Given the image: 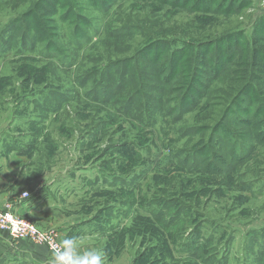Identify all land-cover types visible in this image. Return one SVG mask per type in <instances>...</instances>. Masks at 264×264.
<instances>
[{
    "label": "rangeland",
    "instance_id": "1",
    "mask_svg": "<svg viewBox=\"0 0 264 264\" xmlns=\"http://www.w3.org/2000/svg\"><path fill=\"white\" fill-rule=\"evenodd\" d=\"M38 1L0 0V137L9 131L18 138L16 152L25 154L24 181L40 184L46 176L62 173L109 176L105 182L89 180L96 189L105 183L110 186L104 189L106 194L96 196L97 201L131 209L130 213L135 207L154 202L151 208L163 211L162 221L167 224L161 223L160 229L167 232L147 225L142 230L129 228L147 240L142 247L162 263L264 264V147L258 148L255 160L231 165L222 174L181 167L176 154L201 146L198 137L181 138V128L197 125L195 113L179 123L154 113L149 125L134 116H123L117 107L83 98L98 80L95 73L110 62L132 58L150 41L136 32L117 47L116 42L107 40L106 27H140L141 21H155L166 10H156L148 0H118L109 13L103 14L93 8L94 0H81L73 15L84 19L75 25L62 23L65 15L58 11L56 0L48 2L44 9L51 8L50 14L57 12L52 18L55 24L49 23L50 35L58 34L53 45L67 49V55L73 54L74 64L69 67V61L65 62L68 65L59 64L62 57L56 50L46 49L50 42L45 41L44 34H29L30 38L44 39L33 52L32 41L21 48V36L26 32L24 16ZM245 1L248 6L240 15L211 19L203 30L193 24L198 17L185 13L163 20L160 30L174 26L179 37L195 31L199 40L241 32L252 43L260 38L255 24L264 17V0ZM37 21L28 20L31 27L39 29ZM79 24L83 34L73 35ZM79 81H90L85 91L76 85ZM67 90L72 99L56 112L53 93ZM112 178L122 181L111 184ZM80 184L90 187L87 181ZM190 255H195L193 263ZM3 257L0 255V264L13 263Z\"/></svg>",
    "mask_w": 264,
    "mask_h": 264
},
{
    "label": "trees",
    "instance_id": "2",
    "mask_svg": "<svg viewBox=\"0 0 264 264\" xmlns=\"http://www.w3.org/2000/svg\"><path fill=\"white\" fill-rule=\"evenodd\" d=\"M51 1L39 0L25 14L23 23L26 24V32L21 36V48L32 41L30 51L33 52L36 44L44 42V39L40 36L36 40L30 38L29 34H44L45 41L50 42L46 49L59 53L62 57L58 60L60 65L69 64L72 67L73 54L67 55V49H56V45H53L58 34L50 35L49 23L55 24L52 18L57 12L50 14L48 10L51 8L44 9ZM80 1L56 0L60 7L58 11H63L65 15L61 18L62 23L71 21L76 25L84 19L73 15L74 10L80 7ZM117 1L94 0L92 6L107 14ZM56 3L54 9L57 11ZM148 3L156 10H166L164 16L155 21H141L143 25L140 27H115L109 24L105 31L107 40L116 42L117 47L120 43H126L125 40L136 32L147 36L150 41L132 58L110 62L95 73L94 76L99 74V77L91 91H85L90 81L76 82L86 92L83 98L106 107H117V112L123 116H134L136 120L149 125H152L154 113L171 120L170 123L184 122L187 115L195 113L197 125L179 131L182 132L181 138L198 137L201 146L197 150L185 151L182 155L176 154L181 167L222 174L231 165L255 160L258 148L264 147V17L255 24V32L261 34L252 43L241 32H229L212 40H199L195 31H186V37H179L175 36L174 26L163 31L160 30V23L163 20L170 21L174 14L185 13L198 17L193 24L203 30L210 25L211 19L240 15L248 2L148 0ZM33 19L38 20L39 29L36 25L31 27L28 20ZM76 27L73 35L81 36L80 24ZM66 61L69 63L66 64ZM53 94L57 101L56 112L72 99L69 90ZM112 179L111 184L116 180L122 181L121 178ZM133 205L130 204V207ZM151 206L154 207V202L138 206L144 213H136L137 224H145L161 232L160 224H167L162 221L163 211H154ZM1 233L9 236L8 232ZM193 256H188L192 263ZM194 261L198 263V260Z\"/></svg>",
    "mask_w": 264,
    "mask_h": 264
},
{
    "label": "crops",
    "instance_id": "3",
    "mask_svg": "<svg viewBox=\"0 0 264 264\" xmlns=\"http://www.w3.org/2000/svg\"><path fill=\"white\" fill-rule=\"evenodd\" d=\"M7 133L4 139L0 137L1 207L12 204L16 215L29 218L43 228L58 229L64 241H76L77 256L97 250L102 256L101 264H165L143 248L147 240L137 230L129 229L132 226L144 228L137 224L136 213L142 212L141 208L135 207L134 213H130L131 210L108 205L105 200L97 201L96 196L106 194L104 189L110 186L105 183L96 189L92 181L105 182L111 177L62 173L46 176L40 184L34 185L29 180L26 183L23 177L25 154L16 152L18 138ZM86 181L90 187L81 186L80 183ZM24 192L31 197L21 199ZM0 255L8 262H17L15 264H53V256L45 246H14L9 236L1 232Z\"/></svg>",
    "mask_w": 264,
    "mask_h": 264
},
{
    "label": "built area",
    "instance_id": "4",
    "mask_svg": "<svg viewBox=\"0 0 264 264\" xmlns=\"http://www.w3.org/2000/svg\"><path fill=\"white\" fill-rule=\"evenodd\" d=\"M31 197L25 192L21 199ZM0 232H8L11 243L26 247L27 245L46 246L52 256L56 252L63 251L62 233L55 228L41 229L26 218H21L13 212V205L0 206Z\"/></svg>",
    "mask_w": 264,
    "mask_h": 264
},
{
    "label": "clouds",
    "instance_id": "5",
    "mask_svg": "<svg viewBox=\"0 0 264 264\" xmlns=\"http://www.w3.org/2000/svg\"><path fill=\"white\" fill-rule=\"evenodd\" d=\"M75 240L62 242L63 251L53 255V264H101L102 256L97 250L85 253L84 256H77L75 253Z\"/></svg>",
    "mask_w": 264,
    "mask_h": 264
}]
</instances>
